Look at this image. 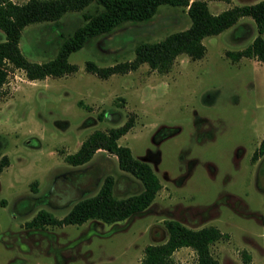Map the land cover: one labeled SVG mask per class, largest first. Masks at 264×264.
<instances>
[{"label": "rangeland", "instance_id": "374dc122", "mask_svg": "<svg viewBox=\"0 0 264 264\" xmlns=\"http://www.w3.org/2000/svg\"><path fill=\"white\" fill-rule=\"evenodd\" d=\"M206 1L216 13L257 0ZM99 8L91 2L57 20L25 25L22 52L35 61L54 57L85 22L84 13ZM189 24L187 7L161 4L146 20L124 21L88 38L69 54L76 71L29 79L22 68L7 65L0 91V161L7 159L0 171V264H140L145 245L167 237L166 219L225 232L210 245L221 264H264V152L252 159L264 139V62L254 56L232 61L225 53L252 41L254 20L241 16L205 36L202 57L181 53L166 71L144 62L100 77L85 67L87 60L99 66L131 60L138 43ZM130 117L133 124L118 141L157 173L161 187L152 202L112 223L90 218L27 225L41 208L63 216L109 174L116 196L142 189L102 148L81 164L64 158L93 130ZM173 258L174 264H194L196 255L183 246Z\"/></svg>", "mask_w": 264, "mask_h": 264}, {"label": "trees", "instance_id": "16d2710c", "mask_svg": "<svg viewBox=\"0 0 264 264\" xmlns=\"http://www.w3.org/2000/svg\"><path fill=\"white\" fill-rule=\"evenodd\" d=\"M91 2L100 8L93 13H84L85 22L63 39L54 57L35 61L24 55L19 41L25 25L57 20L64 12L82 9ZM161 4L187 7L190 24L161 39L138 43L131 60L106 66L87 60L86 69L100 77H107L113 73L135 69L146 62L152 68L166 71L181 53L193 59L202 57L206 49L203 43L205 36L219 33L245 15L254 20L257 34L246 47L226 50L225 53L232 61L243 56H254L264 62V0L235 4L216 13L210 10L206 0H0V28L5 34L4 39L0 40V91L7 79L8 64L22 68L29 79L44 78L47 75L60 76L76 71L77 64L69 61V54L82 47L88 38L107 32L124 21L146 20ZM132 124L133 119L130 117L118 126L106 130L95 129L81 141L74 152L67 153L64 158L72 165L81 164L102 148L117 157L122 170L130 172L141 181L140 191L127 196H116L113 192L114 178L109 174L96 193L80 197L63 216L57 217L41 208L26 224L35 227L46 224H80L90 218L112 223L145 209L156 196L161 182L149 162L136 157L130 146L118 141ZM263 152L264 139L253 153L252 159ZM5 163L6 156L0 161V171ZM164 223L167 237L161 242L145 245L140 264H174L173 253L182 246H189L194 250V264H221L210 250L214 241L227 235L217 226L194 228L178 219H166Z\"/></svg>", "mask_w": 264, "mask_h": 264}, {"label": "crops", "instance_id": "0c3cea01", "mask_svg": "<svg viewBox=\"0 0 264 264\" xmlns=\"http://www.w3.org/2000/svg\"><path fill=\"white\" fill-rule=\"evenodd\" d=\"M182 247H183V246H182ZM182 247H181V248H182Z\"/></svg>", "mask_w": 264, "mask_h": 264}]
</instances>
